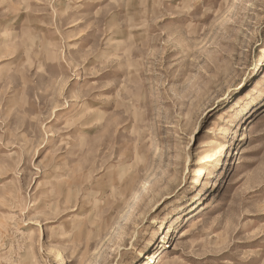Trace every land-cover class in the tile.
Instances as JSON below:
<instances>
[{
	"label": "rangeland",
	"instance_id": "1",
	"mask_svg": "<svg viewBox=\"0 0 264 264\" xmlns=\"http://www.w3.org/2000/svg\"><path fill=\"white\" fill-rule=\"evenodd\" d=\"M0 264H264V0H0Z\"/></svg>",
	"mask_w": 264,
	"mask_h": 264
},
{
	"label": "bare ground",
	"instance_id": "2",
	"mask_svg": "<svg viewBox=\"0 0 264 264\" xmlns=\"http://www.w3.org/2000/svg\"><path fill=\"white\" fill-rule=\"evenodd\" d=\"M185 233H186V231L182 230V231L180 232V235H179V236L182 237V236H184ZM154 256H155V254L152 255V257H151V261H152V260L154 261V259L156 258V256H155V257H154Z\"/></svg>",
	"mask_w": 264,
	"mask_h": 264
}]
</instances>
